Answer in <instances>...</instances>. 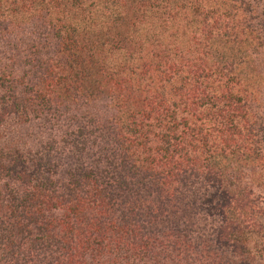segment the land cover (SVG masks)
<instances>
[{"label":"trees","instance_id":"16d2710c","mask_svg":"<svg viewBox=\"0 0 264 264\" xmlns=\"http://www.w3.org/2000/svg\"><path fill=\"white\" fill-rule=\"evenodd\" d=\"M0 264H264V0H0Z\"/></svg>","mask_w":264,"mask_h":264}]
</instances>
